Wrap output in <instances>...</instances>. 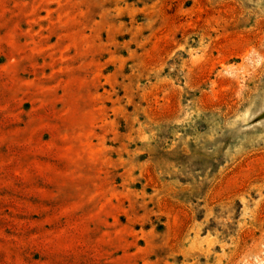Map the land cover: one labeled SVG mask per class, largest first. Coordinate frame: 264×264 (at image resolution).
Masks as SVG:
<instances>
[{
  "label": "rangeland",
  "instance_id": "obj_1",
  "mask_svg": "<svg viewBox=\"0 0 264 264\" xmlns=\"http://www.w3.org/2000/svg\"><path fill=\"white\" fill-rule=\"evenodd\" d=\"M0 264H264V0H0Z\"/></svg>",
  "mask_w": 264,
  "mask_h": 264
}]
</instances>
